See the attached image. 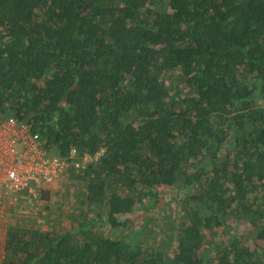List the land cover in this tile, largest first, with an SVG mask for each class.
I'll use <instances>...</instances> for the list:
<instances>
[{"label": "trees", "instance_id": "1", "mask_svg": "<svg viewBox=\"0 0 264 264\" xmlns=\"http://www.w3.org/2000/svg\"><path fill=\"white\" fill-rule=\"evenodd\" d=\"M8 118L100 156L42 189L46 230L15 219L2 264H264V0H0ZM168 194L139 241L126 217Z\"/></svg>", "mask_w": 264, "mask_h": 264}, {"label": "built area", "instance_id": "2", "mask_svg": "<svg viewBox=\"0 0 264 264\" xmlns=\"http://www.w3.org/2000/svg\"><path fill=\"white\" fill-rule=\"evenodd\" d=\"M99 156L100 153L79 157L75 149H70L66 157H61L45 149L27 126L16 124L12 118L0 120V264L5 258L10 226L8 209L12 211L23 200L22 205L37 215L44 187L62 179L69 168H84Z\"/></svg>", "mask_w": 264, "mask_h": 264}, {"label": "rangeland", "instance_id": "3", "mask_svg": "<svg viewBox=\"0 0 264 264\" xmlns=\"http://www.w3.org/2000/svg\"><path fill=\"white\" fill-rule=\"evenodd\" d=\"M68 183H69V181H68ZM66 187H67V183L65 181L60 183L58 185V187L56 188V190L52 187L55 190V192H54L55 196L51 197L50 205L54 211H55L56 207L59 205V203H61L60 197L62 195V192L67 191L66 193H69V190H67ZM69 187L74 188L73 181H71L69 183ZM75 191H77V190L75 189ZM170 195H174V194H168L166 196L165 195L163 196V198L165 199L164 200L165 205L163 204L164 208L161 210V214L153 211V213L149 217L148 221H146L144 216L139 212H136L135 214H132L131 216L126 217V221H125L126 227H128V225H129L128 228H133V231L143 228L142 229V235H140L138 238L139 241H141V242L143 241L144 243L146 241V242L151 243V244H153L156 241H159V239L161 238V233H160L161 230L160 229H162L164 227V225L167 223V221H168V223H171L170 219L166 220V218H165L169 214V209L171 207L174 209L177 208V207H174V205L169 204L168 200H169V197H171ZM68 197H69V195H68ZM71 199L69 197V201ZM22 204H24V201L19 200L18 203L16 204L17 207H15V209H13L12 211L10 210V208L8 209V221H9V225H10L9 227L14 225L15 219H24L23 220L24 222H26L27 220H30V221H32V223L39 225L42 230H46L47 223H46L45 211L43 210L44 205L42 204V206H41V212H39L37 215H35L33 212H31L28 209V207H24V205H22ZM179 208L180 207H178L177 209L179 210ZM42 211H43V213H42ZM65 219L63 221H65ZM58 223H60V222H58ZM241 231H244V230H241ZM125 234H126V232H125Z\"/></svg>", "mask_w": 264, "mask_h": 264}]
</instances>
